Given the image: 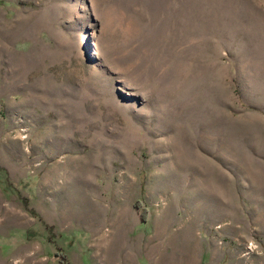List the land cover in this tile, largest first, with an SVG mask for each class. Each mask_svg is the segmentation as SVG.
I'll use <instances>...</instances> for the list:
<instances>
[{"label":"rangeland","instance_id":"1","mask_svg":"<svg viewBox=\"0 0 264 264\" xmlns=\"http://www.w3.org/2000/svg\"><path fill=\"white\" fill-rule=\"evenodd\" d=\"M187 253L264 264V0H0V264Z\"/></svg>","mask_w":264,"mask_h":264},{"label":"bare ground","instance_id":"2","mask_svg":"<svg viewBox=\"0 0 264 264\" xmlns=\"http://www.w3.org/2000/svg\"><path fill=\"white\" fill-rule=\"evenodd\" d=\"M123 212V211H122ZM126 213V212H125ZM120 215V217H121V219L122 218H124L125 219V217H124V215H122V213H119ZM128 216V215H127ZM127 219V218H126ZM124 222V221H123ZM121 227V226H120ZM127 229H129V228H127ZM126 232V231H125ZM181 234V233H180ZM102 236L100 237L101 238V240H103L105 237V239H107V238H110L111 237V235H106V234H101ZM114 235V234H113ZM157 235H159V234H157ZM165 235V234H164ZM124 236V235H123ZM113 237V236H112ZM119 237V236H118ZM114 238V237H113ZM112 238V239H113ZM117 238V237H116ZM121 238V237H120ZM160 238V237H159ZM175 238V237H174ZM169 239H171V238H169ZM111 242V241H110ZM134 243V242H133ZM174 243V242H173ZM185 243V242H184ZM187 243V242H186ZM111 244V243H110ZM189 244V243H188ZM148 245V244H147ZM100 246V245H99ZM134 246V245H133ZM169 246V245H168ZM138 249V248H137ZM118 250V249H117ZM192 250H194V249H192ZM189 252V251H188ZM194 252V251H193ZM122 254V253H121ZM147 256V255H146ZM150 256V255H149ZM161 257V259H160V262H159V264H170V263H168L169 262V258H166V259H164V258H162V256H160ZM183 257V256H182ZM148 258V257H147ZM171 258V257H170ZM113 259V258H112ZM184 259V258H183ZM159 261V260H158ZM171 261V260H170ZM130 262V261H129ZM195 256H194V254L192 255V253H187V255H186V257H185V260H184V262H183V264H195Z\"/></svg>","mask_w":264,"mask_h":264}]
</instances>
